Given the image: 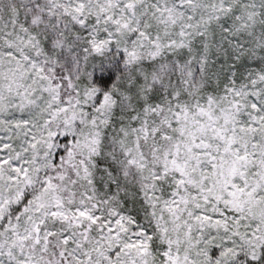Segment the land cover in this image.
Listing matches in <instances>:
<instances>
[{"label": "snow or ice", "instance_id": "obj_1", "mask_svg": "<svg viewBox=\"0 0 264 264\" xmlns=\"http://www.w3.org/2000/svg\"><path fill=\"white\" fill-rule=\"evenodd\" d=\"M0 264H264V0H0Z\"/></svg>", "mask_w": 264, "mask_h": 264}]
</instances>
